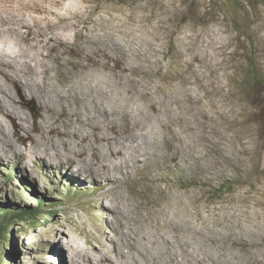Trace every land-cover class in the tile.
<instances>
[{
	"label": "clouds",
	"instance_id": "9594fccd",
	"mask_svg": "<svg viewBox=\"0 0 264 264\" xmlns=\"http://www.w3.org/2000/svg\"><path fill=\"white\" fill-rule=\"evenodd\" d=\"M241 3L244 27L216 0H0V174L46 202L0 180L36 209L17 264H264V92L243 90L264 0Z\"/></svg>",
	"mask_w": 264,
	"mask_h": 264
},
{
	"label": "rangeland",
	"instance_id": "374dc122",
	"mask_svg": "<svg viewBox=\"0 0 264 264\" xmlns=\"http://www.w3.org/2000/svg\"><path fill=\"white\" fill-rule=\"evenodd\" d=\"M216 7L220 9L221 11H226L232 14L233 20L236 23L237 27H244L247 23V17L246 15H241L243 11V5L241 3V0H216ZM252 38L249 37V40ZM257 53L256 45L253 44L251 49V55L244 58L246 59L247 63L251 64L253 67H255V56ZM257 74L264 78V72H257ZM243 90L247 96H249L252 100H258L260 98V93L264 92V87L259 84L253 77L250 80L245 81ZM259 119H264V112L260 114L258 117ZM14 177V184L19 185V187L16 189L17 191H23L25 195L31 197V199L37 203V196H32L31 192L29 191L30 185L25 184L24 178H21L20 176L16 175V172L14 169H5L2 174H0V180L9 181L8 184L5 185V188L12 186V180L11 178ZM35 182V181H34ZM73 180H65V183H72ZM81 186H83V182H81ZM227 191H231V188H227ZM6 199L3 203H0L1 205L4 204L13 210H16L19 207L15 203H10L13 199L12 194L6 192ZM46 202L44 203V205ZM25 208V207H24ZM29 208V207H26ZM4 213L2 211V207H0V224H6V228L0 233V264H17L19 261L22 252L18 246V237L17 235L21 231L19 224L23 220V218H15L12 222H9L4 217ZM13 242H16L17 247H13ZM35 253H28L27 251L23 254V260L25 261V264H34V262L31 260V256ZM44 255L48 257L50 260L53 259L51 252L47 253L45 252ZM65 264V262H64Z\"/></svg>",
	"mask_w": 264,
	"mask_h": 264
},
{
	"label": "trees",
	"instance_id": "16d2710c",
	"mask_svg": "<svg viewBox=\"0 0 264 264\" xmlns=\"http://www.w3.org/2000/svg\"><path fill=\"white\" fill-rule=\"evenodd\" d=\"M255 69V67H253ZM254 79L261 84L264 87V78L259 76L257 72L253 74ZM45 201H43L40 197L37 199V204L43 206ZM0 207H2V211L4 213V218L7 219L9 222H12L15 218H25L31 215H34L36 212V209L33 207L29 208H18L16 210H13L12 208L0 204ZM6 228V224H0V233Z\"/></svg>",
	"mask_w": 264,
	"mask_h": 264
},
{
	"label": "bare ground",
	"instance_id": "6f19581e",
	"mask_svg": "<svg viewBox=\"0 0 264 264\" xmlns=\"http://www.w3.org/2000/svg\"><path fill=\"white\" fill-rule=\"evenodd\" d=\"M117 66H119V65H117ZM65 178L68 180H74V178L71 176H66ZM16 244H17L16 242H13V247L16 248L17 247ZM50 252H51V255L53 254L52 255L53 259H55L57 261L59 259V264H64V253L58 247L53 246L52 249H50ZM54 255H56V256H54Z\"/></svg>",
	"mask_w": 264,
	"mask_h": 264
}]
</instances>
